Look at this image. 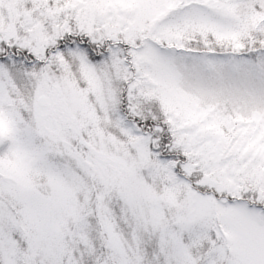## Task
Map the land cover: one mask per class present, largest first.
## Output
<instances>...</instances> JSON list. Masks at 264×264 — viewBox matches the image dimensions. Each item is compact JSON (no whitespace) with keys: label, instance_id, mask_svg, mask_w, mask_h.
Masks as SVG:
<instances>
[{"label":"snow or ice","instance_id":"snow-or-ice-1","mask_svg":"<svg viewBox=\"0 0 264 264\" xmlns=\"http://www.w3.org/2000/svg\"><path fill=\"white\" fill-rule=\"evenodd\" d=\"M0 264H264V0H0Z\"/></svg>","mask_w":264,"mask_h":264}]
</instances>
